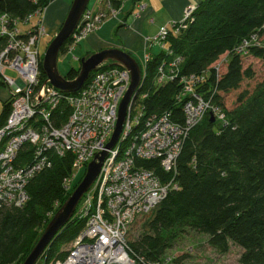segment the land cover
<instances>
[{"label": "trees", "instance_id": "1", "mask_svg": "<svg viewBox=\"0 0 264 264\" xmlns=\"http://www.w3.org/2000/svg\"><path fill=\"white\" fill-rule=\"evenodd\" d=\"M55 1L0 0V15L24 20L31 13L48 9ZM108 1L115 9H121L123 4V0ZM193 13L185 22L186 29L179 34L171 32L167 37L172 56L159 49L150 53L153 58L146 66L140 91V96H146L142 103L145 115L150 118L168 113L171 122L183 126V103L177 99L183 91L181 77L206 73V80L197 87V92L221 108L226 123H212L206 115L191 130L176 160L175 171L168 175L157 161L137 163L155 171L164 183L174 180L178 188L151 213L148 233L128 241L129 248L138 264L154 263L173 247L179 235L193 231L207 236L209 244L222 253H228L232 244L241 248V264H264V82L253 91H242L235 107L226 105L230 94L239 91L244 81L254 78L253 66L246 65V61L253 59L264 64L262 46L251 48L248 57L234 53L252 35L264 42V0H203ZM71 40L63 45L61 54L68 52ZM175 57L183 59L177 79L156 85L162 63H170ZM43 59L41 56L42 83L47 80ZM79 70L80 66L73 68L64 77L74 80ZM10 113L11 99H7L0 115V127L5 125ZM68 114L69 110L62 112L61 120L65 121ZM28 154H21L18 162L24 161ZM52 161L50 169L29 183L28 200L22 208H5L0 212V264H22L53 216L71 196L65 183L72 176L74 156L53 155ZM51 212L52 216L48 217ZM84 226L85 220L75 213L40 260L51 264L65 259L68 252L61 249Z\"/></svg>", "mask_w": 264, "mask_h": 264}, {"label": "built area", "instance_id": "2", "mask_svg": "<svg viewBox=\"0 0 264 264\" xmlns=\"http://www.w3.org/2000/svg\"><path fill=\"white\" fill-rule=\"evenodd\" d=\"M195 9L188 7L181 22L162 28L154 38H147L148 50L156 48L172 56L167 37L171 32L179 34L186 29L185 22ZM46 10L31 13L24 20L0 15V85L7 89L11 99L10 116L0 127V212L26 204L29 183L52 167L53 155L63 158L71 153L74 174L84 169L86 172L89 163L107 152L97 180L76 210L85 226L70 243L66 258L51 264H138L128 244L130 227L139 218L150 215L178 185L174 180L164 183L155 171L137 163L157 161L164 174H170L175 171L176 160L191 130L206 115H213L215 121L225 124V114L197 92V87L206 80L207 74L203 73L181 77L183 91L177 99L183 103V126L171 122L168 113L146 118L142 104L146 96H140V91L146 66L153 58L147 52L139 63L142 82L129 105L121 137L108 150L120 104L131 86V74L121 65L109 66L113 62H106L76 94L42 83L41 41L47 33ZM119 13L120 9H115L108 0H95L72 35L68 52L99 31L106 21L118 18ZM21 25H27L29 30L23 32ZM258 46L264 47V42L252 35L234 53L248 57L250 49ZM182 63V57H175L170 63L164 61L158 69L156 85L176 80ZM7 71L16 73L17 78L7 76ZM67 110V118L61 120L62 112ZM27 152L24 161L18 162L20 155ZM172 262V257L164 255L147 264Z\"/></svg>", "mask_w": 264, "mask_h": 264}, {"label": "water", "instance_id": "3", "mask_svg": "<svg viewBox=\"0 0 264 264\" xmlns=\"http://www.w3.org/2000/svg\"><path fill=\"white\" fill-rule=\"evenodd\" d=\"M90 2L91 0L73 1L61 29L46 50L43 59V70L47 76L46 83H50L56 89L68 94L78 93L89 79L91 73L95 72L100 65L106 62L111 61L114 65H121L130 72L131 86L120 104L116 129L111 142L107 145V149L112 150L121 137L129 105L140 89L142 71L139 63L126 51L113 48L102 50L88 58H82L79 74L74 80H67L58 71V57L61 49L75 33ZM210 121L212 123L215 122L213 115H210ZM106 157L107 152H103L96 160L88 164L82 181L62 208L54 215L23 264H37L40 261L45 250L53 242L57 234L75 215L83 196L97 180Z\"/></svg>", "mask_w": 264, "mask_h": 264}, {"label": "rangeland", "instance_id": "4", "mask_svg": "<svg viewBox=\"0 0 264 264\" xmlns=\"http://www.w3.org/2000/svg\"><path fill=\"white\" fill-rule=\"evenodd\" d=\"M73 1L74 0H56L46 10L44 20H45V25L47 27V33H46V36L41 41V54L43 58H44V55L46 53L48 46L50 45L52 40L55 38L59 30L61 29L63 21L65 20L64 15L67 11L66 10L63 11L62 12L63 15L60 17V10H59L60 7L61 6L63 7L64 4H67L69 7L68 8V11H69L71 7L70 4L73 3ZM94 3H95V0H92L90 5H93ZM196 6L197 5H194V7ZM66 14H68V12ZM193 14L194 13H192V15ZM58 19H59V24H60L59 28L55 31L51 30L50 26H53V24L56 23ZM106 22L104 23V25L106 24ZM174 23H177V21H171L168 24L172 25ZM20 28L23 32H26L29 30V27L27 25H21ZM85 41L82 42L79 46H77L73 52H67L65 54L60 53L58 57V71L62 76H65L71 69L78 68L80 66L79 59L85 58L89 54L91 56L97 53L96 51L90 49L86 45ZM136 60L139 61L138 59ZM139 63H141V61H139ZM249 64H252L253 66L254 78L252 80L244 81L239 91L233 92L226 98V105L228 108L235 107L237 99H238V95L242 91H245V90L253 91L257 84L264 82V64L261 61L259 62L253 59L246 61V65H249ZM6 75L11 78H17V74L11 71H7ZM6 98H7L6 90L0 89V115L4 108V102L7 100ZM83 174H85V169L80 170L78 172H74V174H72V176L70 177L69 181L65 183L66 191H68L69 193L71 192L73 193L75 191V190L73 191L74 187L77 184L79 185L80 184L79 181L83 179V176H82ZM51 216H52V212L48 214V217H51ZM151 217H152L151 214L145 217H141L136 221V223L132 227H130L128 234H127L128 241H132L136 239L142 233H148L147 223ZM69 246L70 244L63 247L61 251H68ZM242 253H243V250L233 244L230 246V251L228 253L226 254L222 253L218 249L212 247L209 244L207 236L193 232V231H187L185 234L181 236L179 235V237L174 242L173 247L167 250L164 255L172 257L173 259L172 264H241L240 257ZM24 261L22 262V264L24 263ZM37 264H44V262L40 260Z\"/></svg>", "mask_w": 264, "mask_h": 264}, {"label": "crops", "instance_id": "5", "mask_svg": "<svg viewBox=\"0 0 264 264\" xmlns=\"http://www.w3.org/2000/svg\"><path fill=\"white\" fill-rule=\"evenodd\" d=\"M201 1L203 0H126L121 6L118 18L106 22L99 31L85 41L86 45L96 52L113 48L121 49L135 60L143 61L147 52L154 54L157 51L156 48L148 50L147 38L156 37L162 28L170 25L168 23L171 21L181 22L184 11ZM68 8L67 4L60 7V17L63 11L68 12ZM59 25L58 19L50 29L55 31ZM0 89H5L8 95L6 88L0 87Z\"/></svg>", "mask_w": 264, "mask_h": 264}]
</instances>
